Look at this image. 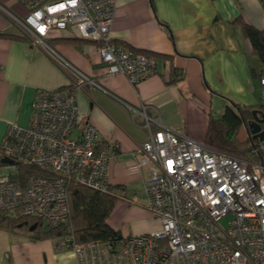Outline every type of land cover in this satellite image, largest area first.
I'll return each mask as SVG.
<instances>
[{"label":"built area","instance_id":"2783aa9c","mask_svg":"<svg viewBox=\"0 0 264 264\" xmlns=\"http://www.w3.org/2000/svg\"><path fill=\"white\" fill-rule=\"evenodd\" d=\"M24 14L8 17L32 43H47L61 30L96 43L110 74L137 87L155 74L152 56L112 41L116 0H15ZM52 50V49H51ZM73 86L38 89L27 126L8 125L0 144L13 176L0 179V209L16 218L41 219L50 227L68 221L69 187L107 192V144L78 113L74 90L92 79L76 70ZM264 111V67L258 75ZM149 127L153 118L141 111ZM245 159L206 146L171 129L150 132L133 152L147 166L146 208L159 227L111 240L78 241L69 226L55 237L56 251L71 250L77 264H264V131ZM18 163L37 169L24 176ZM227 217L225 226L221 219Z\"/></svg>","mask_w":264,"mask_h":264},{"label":"crops","instance_id":"0c3cea01","mask_svg":"<svg viewBox=\"0 0 264 264\" xmlns=\"http://www.w3.org/2000/svg\"><path fill=\"white\" fill-rule=\"evenodd\" d=\"M15 3L0 0L18 14ZM237 18L264 29L260 0H116L112 41L155 61V74L134 87L125 75L107 71L95 42L61 30L46 40L51 50L32 43L0 12V33L8 34L0 35V144L9 124H29L38 89L71 87L76 70L82 72L95 84L75 88L78 113L107 144L108 184L124 193L106 222L120 236L158 228L146 208L149 168L135 166L136 147L161 127L203 142L214 101L218 115L231 101L258 107L262 64ZM143 106L156 120L149 127L135 111ZM243 131L241 141L248 135ZM9 165L0 166V179L13 176ZM54 240L0 228V264H77L73 251L55 250Z\"/></svg>","mask_w":264,"mask_h":264},{"label":"trees","instance_id":"16d2710c","mask_svg":"<svg viewBox=\"0 0 264 264\" xmlns=\"http://www.w3.org/2000/svg\"><path fill=\"white\" fill-rule=\"evenodd\" d=\"M260 2L264 9V0H260ZM236 21L243 35L249 40L252 52L258 57L262 67H264V29H258L241 18H237ZM0 35L8 36L6 33H0ZM125 47L131 49L128 46ZM133 51L137 52L136 50ZM138 52L147 53L144 51ZM250 118V107L231 101L217 118L210 114L203 143L208 147L222 150L235 156L243 157L247 154L249 159L259 158L260 155L251 153V148L257 142L256 139H253L250 134L243 141L238 138V129L240 126H244ZM1 165L4 164L0 161ZM17 166L20 176L37 171L32 166H24L20 163ZM68 192L70 202L68 221L56 227H50L41 219H16L0 209V228L8 231L23 230L37 238H45L61 235L70 226L78 241L111 240L119 236V232L113 230L106 220L112 211L115 201L118 198H124V193L121 190H116L114 187L109 186L107 192H100L84 185L71 184ZM33 224H36V226L30 231L29 227Z\"/></svg>","mask_w":264,"mask_h":264},{"label":"water","instance_id":"95a60500","mask_svg":"<svg viewBox=\"0 0 264 264\" xmlns=\"http://www.w3.org/2000/svg\"><path fill=\"white\" fill-rule=\"evenodd\" d=\"M259 109L253 108L251 109V118L245 123L244 127L247 130L248 134L251 135L253 139L262 140L263 139V131L261 130V119L258 117ZM0 161L3 164H12L13 161L9 157H1ZM36 224H33L29 227V230H33ZM120 237V235L118 236Z\"/></svg>","mask_w":264,"mask_h":264},{"label":"rangeland","instance_id":"374dc122","mask_svg":"<svg viewBox=\"0 0 264 264\" xmlns=\"http://www.w3.org/2000/svg\"><path fill=\"white\" fill-rule=\"evenodd\" d=\"M17 4V5H16ZM14 11H16V12H18V14L19 15H22V14H24V9L21 7V5L20 4H18V3H15V9H13ZM256 92H257V94H258V96H259V88L257 87V89H256ZM260 103H261V97L259 98V102H258V107H257V109H261V107H260ZM221 105H219V103H216V101H214L213 103H212V105H211V115L214 117V118H217V116H218V113L220 112V107ZM220 115V114H219ZM243 125L242 126H240V128L238 129V134H241L242 136L244 135V131H243ZM245 159H249V157H248V155L246 154V155H244L243 156ZM242 157V158H243ZM9 166H11V165H9ZM4 168V167H3ZM227 221H228V218L227 217H225V218H223V219H221V221H220V223H221V225H223V226H225L226 224H227Z\"/></svg>","mask_w":264,"mask_h":264},{"label":"flooded vegetation","instance_id":"af4514ba","mask_svg":"<svg viewBox=\"0 0 264 264\" xmlns=\"http://www.w3.org/2000/svg\"><path fill=\"white\" fill-rule=\"evenodd\" d=\"M258 117L261 119V130L264 131V111L262 109H259Z\"/></svg>","mask_w":264,"mask_h":264}]
</instances>
